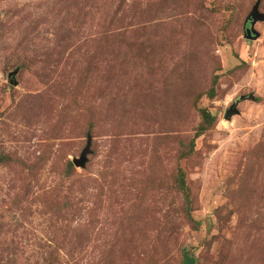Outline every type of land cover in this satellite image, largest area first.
<instances>
[{
  "label": "rangeland",
  "instance_id": "rangeland-1",
  "mask_svg": "<svg viewBox=\"0 0 264 264\" xmlns=\"http://www.w3.org/2000/svg\"><path fill=\"white\" fill-rule=\"evenodd\" d=\"M256 2L0 0V264H264Z\"/></svg>",
  "mask_w": 264,
  "mask_h": 264
},
{
  "label": "water",
  "instance_id": "water-1",
  "mask_svg": "<svg viewBox=\"0 0 264 264\" xmlns=\"http://www.w3.org/2000/svg\"><path fill=\"white\" fill-rule=\"evenodd\" d=\"M257 6H258V2H256L251 10L250 13L247 17V21H248V27L245 29L244 32V37L246 39H251L254 40L258 37V33L254 31L253 29V25L256 21H263L264 22V14L258 12L257 10ZM232 113H235V111L231 108L225 113V118H228ZM88 152V144L87 146L81 151V153L79 154V156L77 158L72 159L71 163L75 166V167H80L82 168L85 162V154Z\"/></svg>",
  "mask_w": 264,
  "mask_h": 264
},
{
  "label": "trees",
  "instance_id": "trees-1",
  "mask_svg": "<svg viewBox=\"0 0 264 264\" xmlns=\"http://www.w3.org/2000/svg\"><path fill=\"white\" fill-rule=\"evenodd\" d=\"M81 153V152H80ZM87 154V153H86ZM85 154V155H86ZM186 261H185V264H192L193 263V259L192 258H188V257H186V259H185Z\"/></svg>",
  "mask_w": 264,
  "mask_h": 264
}]
</instances>
